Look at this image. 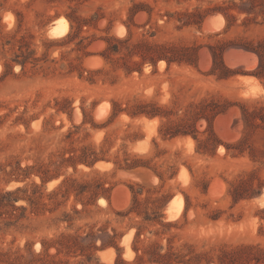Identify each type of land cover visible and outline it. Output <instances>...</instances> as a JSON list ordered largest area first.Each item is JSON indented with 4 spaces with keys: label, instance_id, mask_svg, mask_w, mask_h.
I'll return each mask as SVG.
<instances>
[{
    "label": "rangeland",
    "instance_id": "1",
    "mask_svg": "<svg viewBox=\"0 0 264 264\" xmlns=\"http://www.w3.org/2000/svg\"><path fill=\"white\" fill-rule=\"evenodd\" d=\"M232 3L240 0H0V191L26 188L15 195L23 198L35 184L47 193L68 176L111 187L108 201L100 196L84 211L73 193L59 195L64 203L51 213L17 201L26 211L12 212L22 218H0V264L29 259L42 240L89 232L96 246L116 234L119 251L97 250L88 261L62 247L55 263L43 261L116 264L119 254L125 264H151L142 251L155 242L185 264H264V84L252 75L256 55L229 46H255L264 26H240L246 13L231 9L236 21L223 33L213 9ZM259 9L248 17L264 21ZM60 20L67 32L51 36ZM220 44L235 71L227 79L210 73L208 46ZM70 155L101 160L74 171L61 164ZM56 170L40 187V175ZM179 197L181 207L170 205ZM130 207L141 216L119 215ZM155 213L170 227L142 222Z\"/></svg>",
    "mask_w": 264,
    "mask_h": 264
},
{
    "label": "trees",
    "instance_id": "2",
    "mask_svg": "<svg viewBox=\"0 0 264 264\" xmlns=\"http://www.w3.org/2000/svg\"><path fill=\"white\" fill-rule=\"evenodd\" d=\"M264 3V0H240V5H237L236 3H232L227 6H218L213 9V11L219 12L225 20V26L223 29V33H226L229 31V29L234 25L236 21V17L232 15L229 10L231 9H237L239 10V13H246V17L242 20L240 23V26L243 27H249L251 25L254 26H264V21H258L257 15L254 17H248L250 14L254 13V10L256 7H260L259 12L256 14L262 15L264 19V7H262V4ZM200 24V21L198 22ZM227 45H217V46H208V49L210 51L211 57H212V69L211 74L217 75V79H227L230 76H233L235 74V71L228 69L222 60V55L224 52V49ZM229 46H232L234 48H242L246 51L252 52L256 55L258 59V65L256 69L253 71L252 75L257 78L260 81H263L264 84V39L257 42L255 46H253L251 43L249 44H237V43H230ZM167 64H169L172 61H169L165 59ZM216 70H219V72L216 74ZM139 114H142L139 113ZM147 116H156L155 113H145ZM243 114L246 115V111L243 110ZM262 120V119H261ZM264 122V121H262ZM264 127V126H263ZM176 136L175 134H172L171 137ZM101 160L99 157L94 155L90 161H87L85 157L80 156H74L70 155L67 158H63L61 161V164L67 163L69 164L72 169L75 171L77 164H82L88 168H93L94 164ZM96 167V166H95ZM59 168V167H58ZM135 168V165H126V169H132ZM60 174L56 170L55 173L50 174L48 172L43 173V175H40V187H44L45 184L53 179L59 178ZM16 184H13L14 186ZM111 187L104 188V185L99 182H93V183H84L80 182L78 179L73 178L72 176L64 177V179L60 182L58 187L53 189L50 192H40V188L33 184L31 186V194L25 196V197H17L15 196L18 192L25 193L27 191L26 188H16L14 191H7L3 192L0 191V218H3V216H7L8 218H16V222L22 218V214L16 216V214H13L14 211H21L24 213L26 211V208L24 207H16L14 204L19 200H24L27 202V204L30 207L31 213H38L39 209H42L43 211L53 212L57 209L60 205L64 203V201L58 200V196L60 195L62 198L67 199L68 195L73 193L75 198L81 202L83 211L86 209V207L90 204H94L98 197H103L107 201L109 200V197L107 194L110 192ZM40 192V193H39ZM87 195V201H82V198L84 195ZM234 200H236L234 198ZM132 203L136 204L138 203L137 196L133 195ZM52 205V206H51ZM51 206V207H50ZM11 208L10 211L3 210L4 208ZM13 211V212H12ZM75 213H79L77 210H74ZM135 212L136 216H141L140 213L134 211L133 207H130L126 212L119 213L120 216H128L130 213ZM162 218V215H156L153 214V216L150 215H143L142 216V222H157L162 227H170V223H161L160 219ZM60 221H65L68 223V226H70L72 218L69 216V214L64 213L63 219ZM11 222H5L4 226L9 227L11 226ZM102 231V230H100ZM144 226L142 224H139L136 228L135 232V243L139 241L141 236L143 235ZM157 233V232H156ZM115 236L108 235L105 233L103 236H99L100 238V245L96 246L95 244V235L93 232L87 233L84 237H82L80 234L75 233L73 235L71 234H60L57 238L51 239L49 241L42 240L40 241L41 245V251L37 254H32L29 259H26L24 261H21L23 259V256L21 254H16L15 261L9 263V264H46L43 261L42 255H45L48 257L52 262H54V257L59 254L61 251V248H65L68 251H72L76 253V251L79 252L81 255H85L87 260L90 261L92 258V255L97 250H104L108 247H113L117 251H119ZM144 241V240H140ZM147 249H144L142 252L143 254H147V262L151 264H185L183 261H177V256H175L172 253H164L160 254L157 251V244L155 242L148 243ZM49 248H54L56 250V254L54 255H48L47 251ZM133 250L136 253V261L138 263L143 262V255L138 254L139 249L135 246H133ZM7 255V253L0 251V263L2 262L1 257H4ZM211 261L205 259V264H210ZM55 263V262H54ZM122 263L125 264L120 255H117L116 258V264ZM78 264H83V262H78Z\"/></svg>",
    "mask_w": 264,
    "mask_h": 264
},
{
    "label": "bare ground",
    "instance_id": "3",
    "mask_svg": "<svg viewBox=\"0 0 264 264\" xmlns=\"http://www.w3.org/2000/svg\"><path fill=\"white\" fill-rule=\"evenodd\" d=\"M60 24H59V26L58 27H55V28H52L51 29V36H57L58 34H64V33H66L67 32V28H68V25H67V22L66 21H63V20H60V22H59ZM221 26V25H220ZM122 29V28H121ZM216 32V31H215ZM246 56V55H245ZM253 68V67H252ZM106 112V111H105ZM219 119V118H218ZM104 164H102V163H100V164H97L96 165V167H102ZM220 180V179H219ZM55 182L53 181V182H51V183H49V185L48 186H51V185H53ZM262 197V200H264V196H261ZM177 202V204H178V206L179 207H181L182 206V201H181V199H180V197L179 198H174L173 200H172V202L170 203V205L173 203V202ZM175 202V203H176ZM170 207V206H169Z\"/></svg>",
    "mask_w": 264,
    "mask_h": 264
}]
</instances>
